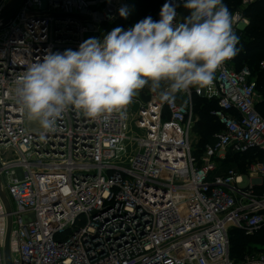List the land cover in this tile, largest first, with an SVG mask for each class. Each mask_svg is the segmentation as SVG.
Instances as JSON below:
<instances>
[{
    "label": "built area",
    "instance_id": "1",
    "mask_svg": "<svg viewBox=\"0 0 264 264\" xmlns=\"http://www.w3.org/2000/svg\"><path fill=\"white\" fill-rule=\"evenodd\" d=\"M0 0V183L12 207L11 264H264V254L231 257L230 231L264 229V116L257 77L235 56L215 73L213 91L191 88L174 102L148 87L127 118L93 120L70 108L40 139L16 102L15 81L51 52L79 50L135 0H22L5 21ZM242 0L237 37L249 25ZM186 0H163L181 21ZM264 71V60L260 62ZM207 94L223 126L198 155L193 95ZM262 158L218 174L230 153ZM8 212L0 196V264Z\"/></svg>",
    "mask_w": 264,
    "mask_h": 264
},
{
    "label": "clouds",
    "instance_id": "2",
    "mask_svg": "<svg viewBox=\"0 0 264 264\" xmlns=\"http://www.w3.org/2000/svg\"><path fill=\"white\" fill-rule=\"evenodd\" d=\"M190 14L176 24L166 3L160 20L151 17L128 30L113 28L103 40L89 38L79 50L49 51L16 78L15 97L40 139L57 131L70 109L101 120L127 118V107L148 87L163 102L195 87L213 91L216 71L237 54L233 17L223 0H186ZM127 17V7L120 10Z\"/></svg>",
    "mask_w": 264,
    "mask_h": 264
},
{
    "label": "trees",
    "instance_id": "3",
    "mask_svg": "<svg viewBox=\"0 0 264 264\" xmlns=\"http://www.w3.org/2000/svg\"><path fill=\"white\" fill-rule=\"evenodd\" d=\"M137 8L127 17H121L117 22L105 24L104 28L110 29L120 27H132L146 17H151L153 21L160 20V11L163 0H137ZM242 0H223V3L228 7L231 14L240 8ZM244 15L249 18V25L241 32L237 43L238 49L235 55V67L241 69L249 67L255 76H257L258 92L261 99L257 103V110L264 116V71L259 67L260 62L264 60V1L256 2L248 6L243 11ZM190 14V10L184 5L181 7V21ZM194 88V87H193ZM198 101L197 107L194 109L196 114H199L200 121L198 122L199 131L201 133L202 143L205 146L214 141L213 136L222 131L223 126L213 116L212 112L218 107L217 101L208 102L200 97H195ZM215 121V123H214ZM210 139H212L210 141ZM202 152H196L200 155ZM257 158H262L257 150H250L246 153H230L224 161L218 174L225 173L228 168L234 167L240 172L246 171V164L255 161ZM260 243L264 245V229L254 235L247 236L242 230L232 229L230 231L231 257L239 260V256L245 253L249 244Z\"/></svg>",
    "mask_w": 264,
    "mask_h": 264
},
{
    "label": "rangeland",
    "instance_id": "4",
    "mask_svg": "<svg viewBox=\"0 0 264 264\" xmlns=\"http://www.w3.org/2000/svg\"><path fill=\"white\" fill-rule=\"evenodd\" d=\"M135 1H137V0H135ZM130 27H125V29L124 30H128ZM108 32H110V29H108L107 27L106 28H103V30L100 32V34L97 36V38L98 39H100V40H103V37L108 33ZM87 39H89V36L87 37ZM238 41H240L241 42V40H239L238 39ZM240 42H238V43H240ZM257 77V76H256ZM260 93V92H259ZM194 96L196 97H200V98H202V99H204V100H206V101H208V102H214V100L215 99H209L208 97H207V94H205V93H202V94H197V93H195L194 95H193V104H194V109L197 107V105H198V101H196L195 100V98H194ZM139 97L140 98H146V94L143 92V90H141L140 91V93H139ZM196 116H197V118H198V121H197V123H196V125H195V127H194V129H193V138H194V142H193V144H194V148H195V150H196V152H203V150H204V145H205V143L203 142L202 143V139H201V133H200V131H199V127H198V122L200 121V117H199V114H196ZM214 123H215V121H214ZM215 138V134H214V136H213V138L212 139H214ZM212 139H210V141L212 140ZM246 254H249V255H253V256H258V255H262V254H264V245H262V244H260V243H257V244H249L248 245V248L245 250V253L243 254V256L242 255H240L239 256V260H242V259H244L245 258V256H246Z\"/></svg>",
    "mask_w": 264,
    "mask_h": 264
},
{
    "label": "water",
    "instance_id": "5",
    "mask_svg": "<svg viewBox=\"0 0 264 264\" xmlns=\"http://www.w3.org/2000/svg\"><path fill=\"white\" fill-rule=\"evenodd\" d=\"M22 0H10L9 3L6 5V7L3 10V16L5 18V21H8L10 18H12L15 13L17 12L19 5ZM0 196L5 204L6 210L9 214L8 216V231L6 236V244H5V258H6V264H11V254H10V234L12 229V207L11 203L9 201V198L3 189L1 183H0Z\"/></svg>",
    "mask_w": 264,
    "mask_h": 264
},
{
    "label": "crops",
    "instance_id": "6",
    "mask_svg": "<svg viewBox=\"0 0 264 264\" xmlns=\"http://www.w3.org/2000/svg\"><path fill=\"white\" fill-rule=\"evenodd\" d=\"M137 8V7H136Z\"/></svg>",
    "mask_w": 264,
    "mask_h": 264
}]
</instances>
